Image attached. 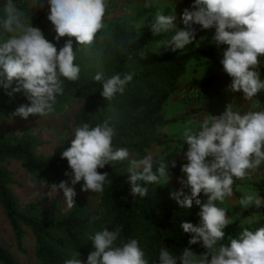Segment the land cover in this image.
<instances>
[{"label":"clouds","instance_id":"obj_1","mask_svg":"<svg viewBox=\"0 0 264 264\" xmlns=\"http://www.w3.org/2000/svg\"><path fill=\"white\" fill-rule=\"evenodd\" d=\"M45 3L57 42L63 37L75 38L79 51L96 45L101 53L109 44L126 52L134 42L118 40L106 23L108 0H31L35 11ZM32 15L16 0H3L0 5V87L10 98L22 92L27 101L15 108L9 120L48 117L65 92V81L80 79L81 68L75 63L77 52L73 51L72 39L58 50L41 29L32 25ZM180 23L182 27L177 24L175 11L164 14L157 10L148 28L154 37H163L158 40L161 49L172 53L189 45L200 47L205 37L196 39V26L200 31L214 29L212 44L223 49L220 64L231 79L227 91L242 93L243 100L253 107L242 110L228 103L220 115L206 112L199 121L185 123L182 139L187 145V163L180 168L183 175L178 182L182 188L172 192L170 198L181 209L199 207V222L181 221L180 228L190 236L189 247L180 255L161 247L156 264H264V227H242L235 236L227 235L225 230L241 213L230 216L220 206L233 197L234 188L239 187L237 180L249 177L264 165V110H257L259 101L255 99L264 92V64L260 60L264 57V0H194L183 9ZM133 77L134 73H117L105 78L99 71L93 79L101 83L100 94L110 102L117 94L125 93ZM73 133L71 146L61 154L71 170L65 176L72 186L69 181L48 185L56 196L63 193L69 209L75 207V185L81 181L83 192L102 193L106 184L112 185L109 174L98 169L113 162L129 160L131 195L139 198L148 195L149 185L167 184L171 180L169 168L177 166L175 160L156 161L152 154L130 159L127 148H114L117 133L110 118L95 126L82 122ZM183 189H188V194ZM238 203L243 209L253 205L259 208L262 199L250 191ZM122 232V225L112 229L104 225L88 237L95 250L86 262L75 252L64 264H149L139 241L125 238ZM192 245H200L205 251L197 254Z\"/></svg>","mask_w":264,"mask_h":264},{"label":"trees","instance_id":"obj_2","mask_svg":"<svg viewBox=\"0 0 264 264\" xmlns=\"http://www.w3.org/2000/svg\"><path fill=\"white\" fill-rule=\"evenodd\" d=\"M38 9V19H41L45 9ZM150 23L151 21L147 22L144 34L129 45L126 52L113 46V52L108 55L110 61L104 60V54L108 52L106 49L103 55L89 49L82 48L79 51L80 45L75 38L63 37L57 42L54 34L49 40L59 50L68 39H72L73 51L77 52L75 63L81 68L78 81H65V92L58 97L56 106L71 101L77 104L75 126L82 122L95 126L110 118L117 133L113 139V147L127 148L138 159L147 155L151 146L163 144L164 141L157 136L158 128L166 122L163 120V107L181 89L180 80L185 76L187 64L203 59L222 67L217 57L223 49H217L212 43L200 45L199 48L195 44L189 45L176 53L168 51L159 54L147 49V44L155 40L148 28ZM113 30L118 40L133 39L126 30ZM201 33L198 28L197 40ZM86 51L88 53L85 54ZM97 56L99 57L96 58ZM99 71L104 73L105 78L117 73H134V77L125 93L117 94L109 102L100 94L101 83L93 79ZM211 79H193L191 84L204 87L213 80ZM23 103H27L23 93H16L10 98L5 89L0 87V114L14 112ZM176 120L181 118L172 119ZM37 145V140L31 136L20 139L0 137V206L17 243L20 244L24 235L23 227L30 231L36 264H64L75 252L80 254L79 259L86 262L89 253L95 250L88 237L104 225L110 229L122 225V235L139 241L149 264H156L159 249L163 246L177 255L189 247L190 236L183 232L180 223L186 221L197 224L199 207L193 205L190 210L181 209L170 198L171 191L163 184L149 185V193L144 198L133 197L128 183L126 161L113 162L104 169H98V172H107L113 183L111 186L106 184L104 191L100 193L95 214L87 212L81 205H75L68 212L52 218L24 213L10 190V185L14 182L13 173L5 167V163L11 160L18 162L31 179L39 182L69 181V186H72L70 178L65 176V172L71 170L67 160L61 159L62 152L49 156L37 155ZM154 160L161 159L154 157ZM167 160L173 159H164L165 162ZM176 164L169 171L178 172L180 164ZM200 198L206 199L203 194ZM246 212L258 214L259 217L245 224H241L238 219L234 220L225 230L227 235L235 236L242 227L253 230L264 227V204L261 203L259 208L250 206ZM191 249L197 254L205 251L200 245H192ZM0 264L20 263L0 244Z\"/></svg>","mask_w":264,"mask_h":264},{"label":"rangeland","instance_id":"obj_3","mask_svg":"<svg viewBox=\"0 0 264 264\" xmlns=\"http://www.w3.org/2000/svg\"><path fill=\"white\" fill-rule=\"evenodd\" d=\"M2 2L3 0H0V5H2ZM16 2L24 7L29 14H33L31 16L32 25L41 29L47 40H50L51 37L56 34L53 31V26L50 21L47 19L49 8L46 3L43 6L45 13L41 19H38L39 9L35 11L32 8L31 0H16ZM193 2L194 0H108L105 19L106 23H108L112 29H123L130 32L133 41L136 42L144 34L147 22L152 21L157 10H162L164 14H171L175 11L177 24L182 27L183 25L180 23L181 13L184 8L190 7ZM196 27L198 30L199 26ZM214 31V29L202 31L198 41L201 37H205V39L200 45L212 43ZM154 38L155 40L147 44V49L155 53H164L165 51L161 49L162 46L158 43V40L163 37L157 36ZM93 47L95 50H93ZM93 47L89 51L99 52L97 46L94 45ZM106 50H108V52L104 54V60L110 61L108 55L113 52L114 47L109 44ZM103 52H105V50ZM103 52L99 53L103 55ZM86 53H88V51H86L85 54ZM98 57L99 56L96 58ZM217 58L221 60L222 53L219 54ZM260 60L264 61V57H260ZM208 78H212L213 80L211 79L212 81L204 87L191 84L193 79L204 81ZM261 78L264 79L263 69H261ZM230 82V77L223 71L222 67H218L214 63L200 59L191 61L187 64L185 76L180 80V87L182 90L186 88L190 99L207 101V105L212 113L218 109L217 107L221 106L220 97L223 98V104H225V102L228 104L229 102L225 98L230 95H232L231 98H233L235 102L239 100L237 107L242 110H247L248 106L245 105H247L248 102L243 100L242 93H230L227 91V86ZM12 87H15V82ZM8 90L11 91V89ZM219 93H221V95H219ZM241 102L243 106L240 104ZM193 107L192 109L197 111L198 107L196 105ZM11 113L0 114V137L12 136L14 139H20L23 136L34 137L38 143L35 148V153L44 156L60 154L71 146V142L74 139L73 130L76 127L74 120L77 114V104L73 101L59 105V107L55 105V112L43 118L30 116L27 120H23L19 117L9 120L8 117ZM216 114L220 115L219 112H216ZM162 115L163 118L168 121L158 128L157 136L164 142L159 146H151L147 151V155L152 154L153 157H158L163 160L170 158L180 164L178 172L169 171L171 180L167 184H164L172 193L182 188V185L178 181L183 175L180 171L183 163H180L177 159L179 153L182 152L184 154V152L187 151V145H184L182 139L185 123L181 120L172 121V119H174V117H172V105L164 106ZM129 153L130 159H138L134 153L130 151ZM125 161L129 167V160ZM5 167L13 173L14 182L10 185V190L16 197L17 203L24 213L31 215L39 214L52 218L58 217L70 210L62 199V192L58 193L57 196L50 192L48 185L53 184V182H39L31 179L24 168L18 162L12 160L5 163ZM55 184L59 183L56 182ZM82 184L83 181L75 185V191L77 193L75 205H81L87 212L95 214L100 193L83 192L81 191ZM183 190L185 194H188V189ZM254 192L258 193L257 191ZM258 195L262 199V204H264V194L258 193ZM242 196L243 195H238L234 190L233 197L226 199L220 206L224 207L230 216L241 213L238 220H240L241 224H245L256 220L259 215L247 214L246 209H243L238 203ZM22 232L24 235H22L19 244L15 240L14 232L0 206V244L9 251L13 259L20 264H36L31 233L25 227H23Z\"/></svg>","mask_w":264,"mask_h":264},{"label":"crops","instance_id":"obj_4","mask_svg":"<svg viewBox=\"0 0 264 264\" xmlns=\"http://www.w3.org/2000/svg\"><path fill=\"white\" fill-rule=\"evenodd\" d=\"M261 62L262 64H264V61ZM261 69L264 70V67H262ZM187 93L188 91L186 90V88H183V90L181 88L176 94L171 96V98L167 101L165 105V106L172 105L173 106L172 117L176 119L181 118V121L183 123H186L189 120L199 121L204 117V115H206V112L210 115H217L216 112H219V114H221L225 110V107L227 105L226 102L225 104H223L224 103L223 98L220 97V101L222 104L220 107H217L218 109H216L215 112L213 111L212 113V111H210L211 109L207 105L208 104L207 101H197L195 99H190V96ZM219 95H221V93H219ZM231 97L232 95L226 97L225 99L228 100L229 103H234V106H237L239 104V100L235 102ZM255 99L259 101V104L257 105V110H264V92L258 94V96ZM240 104L243 106L242 102ZM194 105L198 107L197 111L192 109L194 108L193 107ZM245 106H248L247 108L253 107L251 102H248V104ZM163 120L168 121L165 118H163ZM177 160L183 164L187 163L184 154L182 152L179 153ZM236 184L239 187L238 189L234 188V190L238 195H244L245 193L250 191L251 192L257 191L259 194L260 193L264 194V165H262L260 169H258L256 172L252 173L249 177L243 180H237Z\"/></svg>","mask_w":264,"mask_h":264}]
</instances>
